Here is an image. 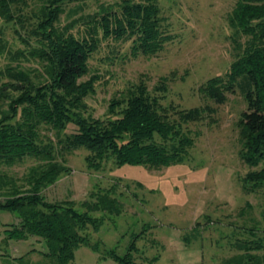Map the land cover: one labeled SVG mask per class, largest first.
Here are the masks:
<instances>
[{
  "label": "trees",
  "instance_id": "1",
  "mask_svg": "<svg viewBox=\"0 0 264 264\" xmlns=\"http://www.w3.org/2000/svg\"><path fill=\"white\" fill-rule=\"evenodd\" d=\"M78 1L39 0L36 12L29 11L28 0H0V21L13 23L21 40L19 27L27 25L26 37L35 44L29 45L26 58L35 60L42 70L35 79L36 69H5L15 81L8 86L18 95L5 94L8 108L0 117V165L12 166L28 157L38 162L29 168L21 186L0 176L4 196L0 210L19 219L4 232L14 240L38 237L46 246L44 254L56 264H70L80 246L99 251L101 242H92L85 231L88 227L98 231L104 219L91 217V212L118 215L123 209L122 202L108 190L84 202L82 211L72 200H47L44 189L70 171L63 163L64 153L86 149V166L94 170L108 159L118 167L160 169L181 164L195 144L183 126L214 111L208 105L180 109L163 105L164 96L156 94L167 90L163 77L152 88L155 95L140 79L109 100L106 117L85 115L84 99L94 93L100 79L98 74H90L89 59L102 39H131V54L137 56L157 54L172 37L156 0H120L113 9L102 6L98 14L82 18L88 25L87 35L78 37L70 31L76 21L56 25L64 5ZM226 18L232 30L234 59L224 74L208 78L201 89L216 103H223L235 86L240 89L246 108L237 122L238 156L248 171L239 182L243 192L255 193L264 190V0H236ZM68 124L75 131L64 133ZM42 125L54 132L55 141L42 139ZM236 248L240 252L222 264H264V237L242 240ZM107 256L116 264H139L131 252L121 256L109 250Z\"/></svg>",
  "mask_w": 264,
  "mask_h": 264
},
{
  "label": "rangeland",
  "instance_id": "2",
  "mask_svg": "<svg viewBox=\"0 0 264 264\" xmlns=\"http://www.w3.org/2000/svg\"><path fill=\"white\" fill-rule=\"evenodd\" d=\"M235 1L156 0L172 37L160 52L133 56L131 39L108 38L101 40L90 57L89 72L100 79L94 93L84 99L85 115L106 117L109 100L140 79L155 95L152 88L160 85L163 77L167 78V90L156 93L164 96L163 105L173 104L178 109L208 105L214 111L183 126L195 144L181 164L160 169L128 164L118 167L108 159L94 170L86 166V149L63 154V163L70 171L44 189L47 200H72L82 211L84 202L108 190L123 204L118 215L90 213L104 219L98 231L91 227L85 231L92 242H101L99 251L80 246L70 264H116L107 256L109 250L121 256L131 252L139 264H222L240 252L236 248L240 241L264 237V190L247 194L239 182L248 171L238 156L237 128L246 103L237 86L226 93L223 103L205 97L201 89L208 78L224 74L234 59L232 30L226 17ZM28 2L29 11H36L39 0ZM117 2L120 0L69 2L56 25L76 21L70 31L85 36L88 25L82 18L98 14L102 6L116 8ZM15 30L13 23L0 21V117L8 108L5 94L18 95L9 87L15 81L6 74V67L36 69L35 79L42 71L35 60L26 58L29 45L35 44L26 37L27 25L19 27L22 40ZM73 131L75 126L68 124L64 133ZM40 133L42 139L55 141L54 132L46 126L40 127ZM37 162L28 157L12 166L0 165V176H8L21 186ZM3 198L0 194V200ZM18 221L14 214L0 210V264H56L44 254L46 246L38 237L14 240L6 236L4 230Z\"/></svg>",
  "mask_w": 264,
  "mask_h": 264
}]
</instances>
